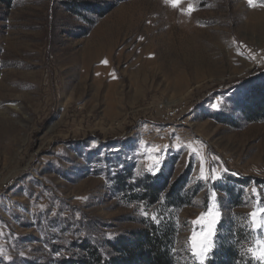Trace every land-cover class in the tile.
Instances as JSON below:
<instances>
[{
	"label": "rangeland",
	"instance_id": "374dc122",
	"mask_svg": "<svg viewBox=\"0 0 264 264\" xmlns=\"http://www.w3.org/2000/svg\"><path fill=\"white\" fill-rule=\"evenodd\" d=\"M261 86L264 0H0V264L109 259L153 227L199 264L209 209L204 264H257Z\"/></svg>",
	"mask_w": 264,
	"mask_h": 264
},
{
	"label": "trees",
	"instance_id": "16d2710c",
	"mask_svg": "<svg viewBox=\"0 0 264 264\" xmlns=\"http://www.w3.org/2000/svg\"><path fill=\"white\" fill-rule=\"evenodd\" d=\"M250 99L252 105H248L245 110L250 115L249 118L264 116V86L253 89ZM166 239L167 234H163L158 228L140 230L129 242L112 244L117 256L105 259L95 251L91 252L90 257L86 255L80 264H173ZM222 249V253H215L206 264H236L237 251L232 244H227Z\"/></svg>",
	"mask_w": 264,
	"mask_h": 264
},
{
	"label": "snow or ice",
	"instance_id": "6c2138e0",
	"mask_svg": "<svg viewBox=\"0 0 264 264\" xmlns=\"http://www.w3.org/2000/svg\"><path fill=\"white\" fill-rule=\"evenodd\" d=\"M166 2L176 6L178 0H166ZM254 3L255 0H249L250 6ZM192 10V6L189 5L188 11L190 12ZM253 191L255 192V189H253ZM203 215L204 214H202V217ZM219 215V212L213 213L212 209H209L208 216L214 217L209 224V230L201 233L199 238H197L195 234L189 238L192 255L197 258L203 257V259H199V264H204V260L208 258V254L214 247L211 243V237L216 223L215 217H219ZM153 219L155 220L156 217H153ZM248 221L251 231H259L261 234H264V206L259 204L254 206L253 211L248 214ZM246 253L253 261H256L257 264H264V236L254 239L252 246L246 249Z\"/></svg>",
	"mask_w": 264,
	"mask_h": 264
}]
</instances>
